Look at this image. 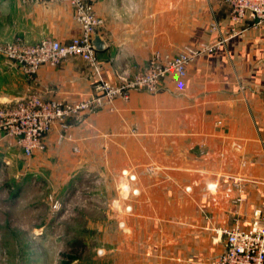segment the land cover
I'll return each instance as SVG.
<instances>
[{"label": "crops", "instance_id": "crops-1", "mask_svg": "<svg viewBox=\"0 0 264 264\" xmlns=\"http://www.w3.org/2000/svg\"><path fill=\"white\" fill-rule=\"evenodd\" d=\"M90 1L103 20L95 33L106 46L96 57L110 82L143 69L154 50L174 55L223 41L184 76L169 72L157 92L131 90L127 100L70 119L64 139L53 128L42 151L25 157L6 139L0 148L27 164H61L60 171L96 164L138 170L136 192L121 196L125 207L133 202L124 215L140 239L136 263L210 264L224 250L220 228H247L254 210L264 211V26L245 20L229 36L224 0ZM79 32L63 0H0V42H68ZM36 77L30 84L0 55V105L26 91L70 102L93 93L95 75L78 56L41 65Z\"/></svg>", "mask_w": 264, "mask_h": 264}, {"label": "rangeland", "instance_id": "rangeland-1", "mask_svg": "<svg viewBox=\"0 0 264 264\" xmlns=\"http://www.w3.org/2000/svg\"><path fill=\"white\" fill-rule=\"evenodd\" d=\"M25 157L0 148V264H137L132 201L125 217L121 196L136 192L138 170L96 164L60 171L61 164Z\"/></svg>", "mask_w": 264, "mask_h": 264}, {"label": "built area", "instance_id": "built-area-1", "mask_svg": "<svg viewBox=\"0 0 264 264\" xmlns=\"http://www.w3.org/2000/svg\"><path fill=\"white\" fill-rule=\"evenodd\" d=\"M63 1L71 7L73 19L80 27V32L68 42L48 36L35 43H25L19 38L0 42V55L17 65L30 84L35 83L41 65L56 66L69 56L82 58L95 75L93 93L81 100L44 99L34 91H26L0 106V139H6L8 146L20 148L26 157L45 148L44 137L53 128L57 127L59 140L68 137L70 119L93 112L116 97L126 100L131 90L155 92L169 72L184 76L191 61L201 54L214 52L223 41L216 39L210 43L187 45L174 55L154 50L144 69L129 78L110 82L101 76L96 51L91 44L102 18L94 12L90 0ZM224 2L229 7V36L239 31L238 27L245 20L254 26H264V0ZM210 28L217 27L211 24ZM219 231L225 239L224 250L210 264H264V211L254 210L247 228L234 224Z\"/></svg>", "mask_w": 264, "mask_h": 264}, {"label": "water", "instance_id": "water-1", "mask_svg": "<svg viewBox=\"0 0 264 264\" xmlns=\"http://www.w3.org/2000/svg\"><path fill=\"white\" fill-rule=\"evenodd\" d=\"M91 44L95 51L102 50L106 46L104 39L98 33L93 34Z\"/></svg>", "mask_w": 264, "mask_h": 264}]
</instances>
